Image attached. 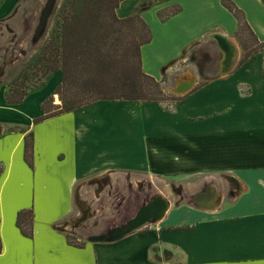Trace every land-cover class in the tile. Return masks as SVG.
<instances>
[{
  "label": "crops",
  "instance_id": "0c3cea01",
  "mask_svg": "<svg viewBox=\"0 0 264 264\" xmlns=\"http://www.w3.org/2000/svg\"><path fill=\"white\" fill-rule=\"evenodd\" d=\"M231 1L264 42V0ZM135 12L151 30L141 67L160 82L208 34H223L240 58L218 75L221 51L213 75L173 101L99 99L38 122L49 92L28 112L21 107L32 91L8 105L0 89V264H264V46L244 58L237 18L221 0H121L115 8L118 17ZM20 108L17 118L3 115ZM121 179L144 192L157 179L166 190L176 181L183 193L155 197L161 215L137 229L69 241L66 223L94 217L102 186ZM21 210H31L28 236L16 223Z\"/></svg>",
  "mask_w": 264,
  "mask_h": 264
},
{
  "label": "rangeland",
  "instance_id": "374dc122",
  "mask_svg": "<svg viewBox=\"0 0 264 264\" xmlns=\"http://www.w3.org/2000/svg\"><path fill=\"white\" fill-rule=\"evenodd\" d=\"M65 1L0 0V89H6V93L10 89L18 90L16 93H12V95L16 94L15 97L23 92L29 93L32 91L27 103L21 107L28 112L37 110L39 97L46 95L47 92H49L48 94L49 96L51 95L52 99L46 104V109L49 112L54 111L55 104L60 103L58 94L52 93L57 85V74L50 72L49 64L45 59L48 53L44 55V58L41 57V53L45 48L47 49L48 43L52 39L55 40L58 36L62 22L61 9ZM101 1L108 8L114 2V0ZM46 9H48V13L45 22L40 26V21L44 17ZM110 34L109 42L105 47L106 50L103 51V62L106 68L110 64V68L115 70L120 63H123L120 50H117L119 46L118 40L123 37L114 31H111ZM115 37H117V44H115ZM238 39L239 45L243 48L246 47L247 50L252 49L256 45L254 36L247 28L238 32ZM202 40L194 43L192 48L185 50L182 57L172 64V73L165 75V81L160 82L164 93L175 94L170 89L180 80L192 79L193 86H195L197 82H202L213 75L222 52L210 34L206 35ZM234 47L237 51L236 64L240 58V53L235 44ZM245 52L243 49V54ZM94 66L98 68L96 63ZM69 67L73 74L72 80L75 83H79L93 75V71L81 70L83 68L81 66L76 67L71 64ZM112 73L108 74L109 80L113 79L114 74L112 75ZM55 83L56 85L54 86ZM21 108L16 109V112L4 110L3 115L10 119L17 118ZM27 139L29 141V136H27ZM124 177H127V175ZM158 180L163 181L162 179H157L155 181L156 185H152L151 191L146 188V192L142 190V187L135 190L131 186L128 188L125 179L115 181L113 184H104L99 191L101 193L99 195V211L93 212L94 217L89 219L87 215L86 217L84 216L87 214L84 212L79 223H72V221L66 223L69 241L78 243L85 239H90V237L98 238L119 235L126 229L128 222L144 206L148 205L151 208L150 216L152 217V211L155 209V200L157 199L155 197H163L164 194L169 192V194H175L177 198V195L183 193V185H178L176 181L169 180L166 190L165 185ZM192 189L185 191L187 198L191 197ZM162 191L163 194H161ZM120 197H122V201L118 202L115 200L120 199ZM170 197L173 199L172 196ZM173 202H176V200H173ZM158 213L161 215L162 212H157L156 214Z\"/></svg>",
  "mask_w": 264,
  "mask_h": 264
},
{
  "label": "trees",
  "instance_id": "16d2710c",
  "mask_svg": "<svg viewBox=\"0 0 264 264\" xmlns=\"http://www.w3.org/2000/svg\"><path fill=\"white\" fill-rule=\"evenodd\" d=\"M119 1L114 0L110 8L104 6L101 0H66L61 9V26L57 38L48 43L47 49L41 53L42 58L48 53L46 59L50 72H60V81L54 87L53 94H58L60 103L55 104V110L49 112L46 109L52 99L48 96L41 103L42 114L35 121H41L51 116L72 111L99 99H131L157 102H168L178 98L174 94L163 92L160 81L145 73L141 67L140 47L151 40L149 25L141 17L139 12L125 17H118L115 13ZM99 2V3H98ZM237 18L239 29H246L252 34L247 26L241 10L231 0H221ZM179 11V7L164 9L158 12L161 20ZM119 33L118 51L122 56L119 67L112 70L106 68L103 62V51L109 42L110 32ZM253 35V34H252ZM255 38V37H254ZM117 37H115V44ZM264 46V42L256 41L255 47L245 49L244 58ZM99 58L100 61H99ZM84 63V64H83ZM98 65V68L94 64ZM83 67L81 70L93 71L91 77L83 79L79 83L72 80L73 74L70 65ZM100 66V71H99ZM104 67V68H101ZM113 72V73H112ZM112 73L113 79H108ZM15 91V92H14ZM18 90L10 89L5 94V102L8 105L20 103L27 92L15 97ZM32 140L29 134L24 138L25 160L31 162ZM17 226L25 235L31 234V210H21L17 214Z\"/></svg>",
  "mask_w": 264,
  "mask_h": 264
},
{
  "label": "water",
  "instance_id": "95a60500",
  "mask_svg": "<svg viewBox=\"0 0 264 264\" xmlns=\"http://www.w3.org/2000/svg\"><path fill=\"white\" fill-rule=\"evenodd\" d=\"M47 11H48V9H46L45 15L42 18V20L40 21V26H42L45 22V18H46L47 13H48ZM211 37L216 41L218 47L224 53V57H223V60L221 62V68H220L219 73H218V75H224V74L228 73L233 68V66L235 64V59L237 56V51L235 48H234V50L232 48H231V50H229L230 42L223 34L215 32V33L211 34ZM192 87H193V80L189 79V80H183V81L176 83L173 87H171L170 90L172 93L180 94V93L187 92ZM150 210H151V208L148 205L141 208L140 211L131 219V221L128 222L126 229H124V231H122L120 234H123L124 232L129 231V230H134V229L141 227L142 225L149 222L150 220L157 218L159 213L158 214H156V213L162 211V209L153 210L152 211V217H151L150 216V213H151ZM147 211H149V212H147Z\"/></svg>",
  "mask_w": 264,
  "mask_h": 264
}]
</instances>
